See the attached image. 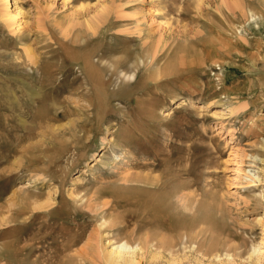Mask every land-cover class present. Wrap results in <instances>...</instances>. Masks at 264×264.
<instances>
[{
  "label": "rangeland",
  "instance_id": "obj_1",
  "mask_svg": "<svg viewBox=\"0 0 264 264\" xmlns=\"http://www.w3.org/2000/svg\"><path fill=\"white\" fill-rule=\"evenodd\" d=\"M9 5L0 264H264V0Z\"/></svg>",
  "mask_w": 264,
  "mask_h": 264
},
{
  "label": "bare ground",
  "instance_id": "obj_2",
  "mask_svg": "<svg viewBox=\"0 0 264 264\" xmlns=\"http://www.w3.org/2000/svg\"><path fill=\"white\" fill-rule=\"evenodd\" d=\"M2 1V12H3V17H5L7 20H9L11 23V25H14V24H17V15H18V11H16L15 9L13 10H10L9 7V0H1ZM13 11V12H11ZM29 56H31V58H33L31 54H29ZM35 60V59H34ZM33 60V61H34ZM87 68H88V65H87ZM229 111H231L232 109L231 108H228ZM26 153V152H25ZM24 153V154H25ZM36 159V158H35ZM255 177V176H253ZM256 179L258 177H255ZM143 179H146L147 182H151V183H156L157 179H155L154 177H150L149 175H146L145 178ZM250 180V179H249ZM132 187V186H131ZM136 188V187H135ZM144 190V187L143 189ZM146 191V190H144ZM149 191V190H148ZM147 191V192H148ZM151 192V190H150ZM149 193V192H148ZM15 192L13 193V197L15 196ZM152 197V195H151ZM48 199L45 201V202H42V203H37L34 207V209H41V208H44L46 207L47 205L51 204L52 200L50 197H47ZM156 198V197H155ZM28 201V200H26ZM25 201V202H26ZM166 202V201H165ZM152 203H154L156 206H158L155 202H154V197H152V199H149V200H146L145 203H141L140 205H145L146 208L148 206H154ZM11 204V203H10ZM152 208H155V207H152ZM150 208L151 210H154ZM203 210H206V209H203ZM132 213V212H131ZM157 218V217H156ZM153 219V218H152ZM126 221V220H125ZM153 221V220H152ZM151 221V222H152ZM111 222H108L105 218L102 220V222L99 223V228L101 227H108L110 225ZM148 223V222H147ZM149 225V224H148ZM100 231V230H99ZM93 238H90V241H92ZM91 243V242H90ZM107 244H110V250L106 251V257L108 259V261L110 263H116V264H119L121 261L125 263H129V264H137V261L134 257V254H135V251L136 249H140L138 248V245H136L135 247H133L132 245H129L126 241H123V242H120V243H117V242H110V240H108ZM88 247V246H87ZM258 249L259 248H253L252 251L249 253V256L248 258L251 257V255L254 253V252H258Z\"/></svg>",
  "mask_w": 264,
  "mask_h": 264
}]
</instances>
